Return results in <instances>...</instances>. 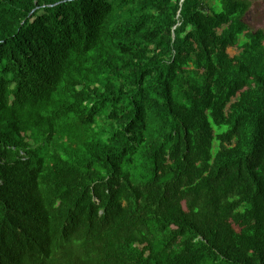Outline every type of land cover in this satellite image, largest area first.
Wrapping results in <instances>:
<instances>
[{"label": "trees", "instance_id": "1", "mask_svg": "<svg viewBox=\"0 0 264 264\" xmlns=\"http://www.w3.org/2000/svg\"><path fill=\"white\" fill-rule=\"evenodd\" d=\"M262 1L0 0V264H264Z\"/></svg>", "mask_w": 264, "mask_h": 264}, {"label": "rangeland", "instance_id": "2", "mask_svg": "<svg viewBox=\"0 0 264 264\" xmlns=\"http://www.w3.org/2000/svg\"><path fill=\"white\" fill-rule=\"evenodd\" d=\"M244 19L250 29L264 30V1L253 3ZM228 53L230 56H233L237 51L233 48H229Z\"/></svg>", "mask_w": 264, "mask_h": 264}]
</instances>
